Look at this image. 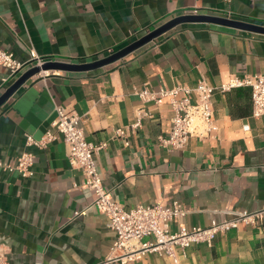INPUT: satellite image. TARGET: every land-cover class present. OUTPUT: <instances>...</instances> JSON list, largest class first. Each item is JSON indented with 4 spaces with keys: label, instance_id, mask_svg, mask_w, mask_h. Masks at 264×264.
Here are the masks:
<instances>
[{
    "label": "crops",
    "instance_id": "0c3cea01",
    "mask_svg": "<svg viewBox=\"0 0 264 264\" xmlns=\"http://www.w3.org/2000/svg\"><path fill=\"white\" fill-rule=\"evenodd\" d=\"M190 9L264 27V0H0V49L19 60L32 49L48 60L90 62ZM257 73H264L263 32L189 21L104 66L54 69L27 80L0 107V162L14 165L25 150L35 154L30 177L0 169V244L10 264H96L113 246L106 216L90 206L93 193L74 187L83 175L61 135L45 149L25 146V134L39 139L50 127L56 104L80 115L87 141L105 143L97 168L125 207L178 200L189 209L188 229L264 209V114L252 116L248 86L215 92L212 129L190 137L182 149L158 140L170 129L167 103L144 104L133 94L145 85L194 87L204 78L219 86ZM13 82L0 65V95ZM139 107L152 116L125 144L115 129L131 123ZM180 262L264 264V213L258 225L219 233L211 246L192 244ZM129 264L173 263L147 251Z\"/></svg>",
    "mask_w": 264,
    "mask_h": 264
},
{
    "label": "built area",
    "instance_id": "2783aa9c",
    "mask_svg": "<svg viewBox=\"0 0 264 264\" xmlns=\"http://www.w3.org/2000/svg\"><path fill=\"white\" fill-rule=\"evenodd\" d=\"M183 14L197 15V9L183 11ZM150 30H147V33ZM48 59L39 56L30 49L24 60L15 57L12 51L0 49V65L8 69L10 78L14 81L25 71L34 66H41ZM50 70H40L32 76L42 77ZM248 86L252 101V116L264 114V73L234 77L219 86L210 84L202 78L194 87L186 84H176L171 88L151 89L146 85L135 88L133 94L144 104L158 107L167 103L172 116L170 129L165 136L159 137V142L172 149H182L192 136L204 137L209 134L213 126L212 97L217 91H226L234 87ZM55 118L43 135L36 139L25 134V146L45 149L54 141L57 134L61 135L66 146L69 161L81 170L83 181L74 187L90 190L94 198L90 206L104 214L107 227L115 233V239L110 254L96 264H108L117 261L129 264L139 259L147 251L157 252L172 260L173 264H181V256H185L186 248L192 244L205 243L211 246L216 235L225 233L240 225H258L264 209L242 210L230 218L223 220L212 219L209 225L188 229L184 225V218L189 209L180 201L174 200L169 204L161 202L133 207H125L115 200L104 187L101 174L97 168V153L105 146L104 142L92 143L86 140L81 117L72 108L54 105ZM134 120L126 126L115 129V136L128 143V137L142 125L144 118H150L152 112L139 107L135 110ZM35 154L31 150L23 151L16 159V163L0 162V169L17 172L22 178L33 175ZM84 211H76V215ZM176 223L177 229L170 230V224ZM0 264H10L6 250L0 244ZM89 264V263H81Z\"/></svg>",
    "mask_w": 264,
    "mask_h": 264
},
{
    "label": "water",
    "instance_id": "95a60500",
    "mask_svg": "<svg viewBox=\"0 0 264 264\" xmlns=\"http://www.w3.org/2000/svg\"><path fill=\"white\" fill-rule=\"evenodd\" d=\"M189 21H205V22H216L224 25H230L238 28L249 29L253 31L263 32L264 27H260L253 24L243 23L239 21H235L232 19H226L217 16H209V15H193V14H185V15H178L173 17L172 19L166 21L164 24L160 25L159 27L153 29L152 31L148 32L144 36L140 37L136 41H133L126 45L125 47L119 49L118 51L107 55L103 58L84 62V63H65L57 60H48L43 63L40 67L34 66L22 73L6 90L1 93L0 95V107L6 102V100L12 96L27 80L32 78L35 74L39 73L40 70H54V69H62V70H72V71H82V70H89L104 66L109 64L113 61H116L126 54L132 52L133 50L139 48L140 46L146 44L147 42L151 41L155 37L159 36L163 32L169 30L170 28L182 23V22H189Z\"/></svg>",
    "mask_w": 264,
    "mask_h": 264
}]
</instances>
